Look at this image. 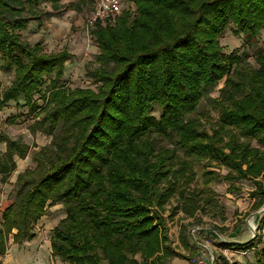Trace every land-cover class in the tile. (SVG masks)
Returning a JSON list of instances; mask_svg holds the SVG:
<instances>
[{
	"label": "trees",
	"instance_id": "1",
	"mask_svg": "<svg viewBox=\"0 0 264 264\" xmlns=\"http://www.w3.org/2000/svg\"><path fill=\"white\" fill-rule=\"evenodd\" d=\"M41 1L60 7V0H0V55L15 68L7 89L0 82V112L21 100L31 111L37 109L34 97L42 95L44 77L65 75L71 58L67 50L48 53L41 43L32 46L19 34L28 28L21 15L25 2L39 19L31 7ZM130 1L135 13L126 9L92 29L101 66L92 73L97 90L71 89L55 80L49 94L41 96L46 114L37 127L48 122L53 130L63 123L65 136L36 154L34 171L18 177L27 190L20 204L3 213L0 255H6L10 237L15 244L34 240L37 222L50 206L62 203L66 218L55 227L51 243L62 262L165 264L175 252L164 206L180 191V182L192 183L195 175L190 162L180 168L172 163V150L157 152L154 135L175 134L198 160H216L236 179L252 180L254 195L260 197L256 207L264 204V52L256 59L259 68H245L236 82L232 75L241 58L225 54L220 43L229 24L234 35L255 40L264 29V0ZM223 80L219 122L209 134L200 118L188 116L196 112L204 90ZM155 104L159 117L153 115ZM239 136L257 146L240 142ZM0 143L7 145L0 158L6 179L15 170V154L25 158L29 146L1 133ZM181 196L185 212L192 215L195 200L183 191ZM243 245L248 250L256 243ZM260 252L264 256V248ZM257 264L264 261L259 257Z\"/></svg>",
	"mask_w": 264,
	"mask_h": 264
},
{
	"label": "rangeland",
	"instance_id": "2",
	"mask_svg": "<svg viewBox=\"0 0 264 264\" xmlns=\"http://www.w3.org/2000/svg\"><path fill=\"white\" fill-rule=\"evenodd\" d=\"M120 1L123 11L130 9L135 13V7L130 0ZM15 7L23 8L20 5ZM31 8L40 18L36 19L29 4L25 2L21 15L28 21V28L19 32L22 40L29 42L32 46L41 43L48 53L67 50L71 54V58L65 64V75L62 78L57 79L55 75L44 77L42 95L49 94L52 90L51 82L55 80L59 86L71 89L97 90L98 84L94 82L92 73L101 68L97 60L99 49L89 25L96 9L95 0H60L58 9L53 8L47 1H41ZM6 15L10 17L8 13ZM233 28L234 26L229 24L220 38V43L225 54L235 52L241 58L232 75V80L239 82L245 68H259L256 59L260 51L264 52V29L255 40L249 41L246 34L234 35ZM14 69L0 55V82L3 90L12 84ZM225 89L224 80L217 87L205 89L204 97L196 112L188 116L193 119L200 118L204 130L209 134H212L216 123L219 122L218 101L222 100ZM42 95L38 94L34 97L37 109L33 111L28 109L25 101L21 100L18 103L10 102L0 112V133L11 140L29 146V152L25 158L15 154V170L6 179L0 173V203L4 209L14 203H21L27 189L17 183L18 177L26 170L34 171L37 167L34 160L36 154L43 149L51 148L52 143L61 139L65 133L63 123L53 127V130L50 129L51 125L48 122L43 128L37 127L36 122L44 118L46 114L42 111L44 108ZM154 106L153 115L159 117V107L157 104ZM48 130H51L50 133ZM236 132L239 134L238 130ZM225 136L228 142L229 135ZM153 140L157 152L164 149L174 152L175 158L172 163L177 168L181 167L182 162H190L195 175L192 183L186 184L181 181L180 191L164 206L163 215L168 227L170 245L175 252L165 261V264H193L196 252H200L204 245L213 248L220 264H257L259 257L264 261V256L260 252L264 248V204L260 208L256 207L260 197L254 195L256 188L252 180L236 179L235 172L216 160L212 162L206 159L198 160L178 144L179 137L175 134L166 138L154 135ZM239 140L251 142L253 146H257L255 141L243 136H239ZM6 150V143H0V158L4 156ZM182 191L185 197H191L196 202L197 209L192 215H188L184 210L186 204L181 196ZM65 218L64 204L50 206L46 215L41 217L35 225L36 238L15 244L10 237L8 251L6 255H0V260L3 264H67L54 255L51 248L54 229ZM210 230L220 234L229 243L242 245H237L239 248L222 245L215 233H211ZM182 238L190 244L189 249L185 248ZM249 241L256 243L255 247L248 250L240 248ZM200 244L204 245L201 247ZM225 250L228 251L230 261L225 258ZM136 259L141 261L140 255H137Z\"/></svg>",
	"mask_w": 264,
	"mask_h": 264
},
{
	"label": "built area",
	"instance_id": "3",
	"mask_svg": "<svg viewBox=\"0 0 264 264\" xmlns=\"http://www.w3.org/2000/svg\"><path fill=\"white\" fill-rule=\"evenodd\" d=\"M95 2H96V9L89 21V25L91 29H93V27L97 23L105 24L110 18H115L121 15L124 9L120 0H95ZM4 211L5 209L3 208L2 203H0V226L4 223V219H3ZM211 233H215L219 241L222 242L217 232L211 231ZM194 239L196 240L195 237ZM222 244H224V242H222ZM200 245L202 247L204 244H200ZM202 249L205 250L203 251ZM202 249L200 250V252L197 251V255L193 259V264H220V260L218 259L213 248L204 245V248ZM225 252H226L224 253L225 258L230 261V257L227 254L228 251L225 250ZM229 252L231 253L230 250Z\"/></svg>",
	"mask_w": 264,
	"mask_h": 264
},
{
	"label": "water",
	"instance_id": "4",
	"mask_svg": "<svg viewBox=\"0 0 264 264\" xmlns=\"http://www.w3.org/2000/svg\"><path fill=\"white\" fill-rule=\"evenodd\" d=\"M213 231V230H211ZM218 236L221 238L222 242L226 243V244H232V243H229L227 240H225L220 234H218Z\"/></svg>",
	"mask_w": 264,
	"mask_h": 264
},
{
	"label": "crops",
	"instance_id": "5",
	"mask_svg": "<svg viewBox=\"0 0 264 264\" xmlns=\"http://www.w3.org/2000/svg\"><path fill=\"white\" fill-rule=\"evenodd\" d=\"M195 246V245H194ZM194 246H192L194 248ZM197 253V252H196Z\"/></svg>",
	"mask_w": 264,
	"mask_h": 264
}]
</instances>
